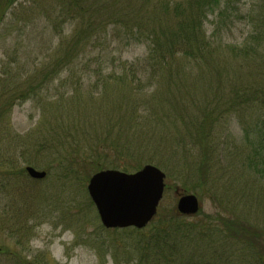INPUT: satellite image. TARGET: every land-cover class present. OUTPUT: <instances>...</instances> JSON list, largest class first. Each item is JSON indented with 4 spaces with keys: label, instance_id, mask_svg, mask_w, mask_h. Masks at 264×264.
<instances>
[{
    "label": "rangeland",
    "instance_id": "374dc122",
    "mask_svg": "<svg viewBox=\"0 0 264 264\" xmlns=\"http://www.w3.org/2000/svg\"><path fill=\"white\" fill-rule=\"evenodd\" d=\"M260 1L242 0L238 11L229 9L223 17L207 13L203 21L212 58L232 60L234 66L224 71L236 69L240 80H253L259 61L253 56L244 65V58L228 54L229 44L248 38L252 47L257 45L256 22L241 15ZM58 5L59 0H16L0 16V264H139L145 252L138 244L141 237L105 228L87 191L98 172L93 170L106 161L137 169L154 164L165 173L157 211L137 230L149 231L158 215L170 213L185 226L217 227L231 220L229 227L233 222L264 228V150H241L243 124L253 120L254 111L245 109L251 120L241 122L229 113L217 122L214 130L224 150L191 118L211 111L207 101L230 87L210 75L212 58L199 67L192 58L170 59L166 70L155 71L147 57L150 42L109 27L54 72L74 31L73 22L61 24ZM3 9L0 0V13ZM154 13L162 15L157 3ZM170 17L168 12L162 23ZM169 72L180 75L168 90L159 75ZM153 84L160 93H154ZM220 87L223 91L214 93ZM170 93L181 102L173 113ZM196 132L204 134V143L213 139L217 150L194 147L187 137ZM98 140L108 142L107 149L89 150L101 147ZM26 166L46 174L31 178ZM83 168H92L87 179ZM72 170L80 177H69ZM181 194L197 196L195 213L177 210ZM234 249L233 264H253L241 259L239 245ZM148 264H157L156 258Z\"/></svg>",
    "mask_w": 264,
    "mask_h": 264
},
{
    "label": "trees",
    "instance_id": "16d2710c",
    "mask_svg": "<svg viewBox=\"0 0 264 264\" xmlns=\"http://www.w3.org/2000/svg\"><path fill=\"white\" fill-rule=\"evenodd\" d=\"M242 0H59L58 9L63 13L61 24L67 22L74 23V31L71 33L69 43L66 45L64 55L57 59L54 72L57 66L64 67L71 64L86 45L95 39L99 33H107L109 27L122 30L130 39L134 41H148L147 57L151 59L150 66L156 69H165L171 65L170 59L177 60L183 57L192 58L191 64L199 67L213 56V49L210 39H206L203 33V21L207 13H214L218 17L228 14L229 9L238 11L237 4ZM16 0H2L4 5L0 13L1 19L6 15ZM162 10V15L151 14L153 4ZM235 4V5H234ZM243 12L242 18L254 25L257 45L251 46L248 38L239 44H229L228 54L232 58H244V65L257 56V74L253 80L241 79L236 75V69L224 71L225 68L234 66L232 60L222 57L208 60L210 65V75L216 74L215 80L222 83L226 88L230 84L227 92L220 95L214 101H207L206 107L210 106L200 115L191 117L196 128H206V133H211L217 138L218 144L223 148V139L220 140L219 130L214 129L217 122L226 118L227 114L235 113L240 118L246 120L245 109H251L253 120L248 124H243V141L241 150H264V0L258 5ZM218 12H215V10ZM56 10V9H55ZM54 10V11H55ZM216 10V11H217ZM171 14L169 23H162L167 13ZM250 37V35L248 36ZM242 66L243 62H239ZM237 64V66H239ZM169 75H159L161 81L165 80L168 85L175 84L180 73L169 72ZM218 74V75H217ZM226 80V81H224ZM228 82V83H225ZM238 84H241L239 86ZM155 86L154 93H160L159 87ZM216 88L214 93L223 91V88ZM213 91V90H212ZM170 92V91H169ZM217 95V94H216ZM170 111L176 112L181 102L169 96ZM167 98H161L163 103ZM169 110V109H168ZM187 127V126H186ZM204 134L196 135L188 133L187 140L201 150H217L212 141L204 143ZM180 142L182 138H175ZM89 150H106L108 142L102 143L98 140L97 145ZM46 150H50L47 148ZM210 151V152H211ZM257 157V156H256ZM118 163L105 162L95 170L119 169L126 172L137 170L135 167H119ZM204 168L202 169V171ZM92 168H83L81 173L84 179L91 174ZM206 170L202 172L204 177ZM78 176L76 170L70 171V176ZM87 175V176H86ZM229 221L217 227H207L205 223L193 226L188 229L183 225L177 216L172 213L157 216L156 223L149 231L124 228L123 231L135 232L141 244L140 250L145 251L140 254L139 264H148L151 259L156 258L157 264H233L234 246L237 244L241 249V259L251 260L253 264H264V228L253 224H235ZM148 227V226H147ZM117 230V229H114ZM217 236V237H216ZM231 241L232 243L228 242ZM149 258V259H148ZM160 258V259H159Z\"/></svg>",
    "mask_w": 264,
    "mask_h": 264
},
{
    "label": "water",
    "instance_id": "95a60500",
    "mask_svg": "<svg viewBox=\"0 0 264 264\" xmlns=\"http://www.w3.org/2000/svg\"><path fill=\"white\" fill-rule=\"evenodd\" d=\"M31 178L40 179L44 171L26 166ZM164 172L153 164L135 172L106 169L94 173L87 191L105 228H143L155 215L164 190ZM177 210L193 214L199 208L195 195H178Z\"/></svg>",
    "mask_w": 264,
    "mask_h": 264
}]
</instances>
